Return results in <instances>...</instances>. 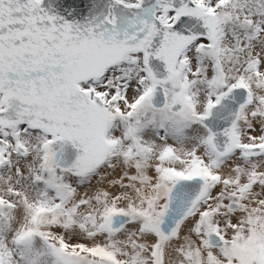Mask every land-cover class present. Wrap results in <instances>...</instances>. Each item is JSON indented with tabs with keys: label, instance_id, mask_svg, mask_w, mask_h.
<instances>
[{
	"label": "snow or ice",
	"instance_id": "1",
	"mask_svg": "<svg viewBox=\"0 0 264 264\" xmlns=\"http://www.w3.org/2000/svg\"><path fill=\"white\" fill-rule=\"evenodd\" d=\"M0 264H264V0H0Z\"/></svg>",
	"mask_w": 264,
	"mask_h": 264
}]
</instances>
